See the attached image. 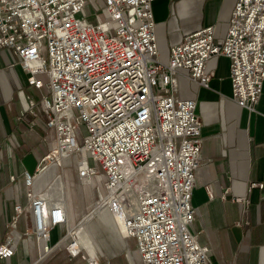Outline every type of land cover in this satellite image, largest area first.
<instances>
[{"label":"built area","instance_id":"2783aa9c","mask_svg":"<svg viewBox=\"0 0 264 264\" xmlns=\"http://www.w3.org/2000/svg\"><path fill=\"white\" fill-rule=\"evenodd\" d=\"M155 2L0 0V50L13 54L29 87L45 92L39 102L29 98L28 111L35 115L39 107L54 136L35 173H24L28 204L15 207L1 259L16 253L23 237L17 223L28 210L46 255L52 230L65 226L68 254L100 264L99 256L80 249L85 221L69 228L65 201L37 187L50 167L62 168L80 153L82 182L99 175L88 156L106 178L89 215H111L121 236L135 242L142 264H213L209 248L190 232L202 122L196 101L178 98L177 75L186 70L190 80L209 89L208 61L227 57L231 98L255 111L264 88V0H237L225 39L217 40L214 26H207L172 46L167 63L158 60ZM93 4L106 13H96L94 22L83 15Z\"/></svg>","mask_w":264,"mask_h":264},{"label":"crops","instance_id":"0c3cea01","mask_svg":"<svg viewBox=\"0 0 264 264\" xmlns=\"http://www.w3.org/2000/svg\"><path fill=\"white\" fill-rule=\"evenodd\" d=\"M236 2L156 0L153 11L158 60L167 63L172 46L207 26H214L217 40L225 39ZM206 70L213 74L209 89L190 80L186 70L177 75L178 98L196 101V113L202 122V165L195 174L191 199L195 218L190 232L209 248L213 264H264V88L255 111H249L231 98L230 59L214 57ZM42 93L28 86V74L13 54L0 50V245L8 234L15 207L28 204L24 173H35L53 147L54 136L43 124L40 108L37 117L28 111L29 98L39 102ZM49 169L37 181V187L48 190L51 199L67 204L62 176L54 167ZM66 211L68 226L74 229L92 210L81 213L78 219L70 203ZM100 215L96 217L111 230L99 220L89 223L92 218H85L79 233L80 249L89 251L93 258L97 253L106 256L105 249H111L103 242L106 238L112 245L110 264H142L136 245L135 252L130 250L116 223L101 219L111 215ZM96 226L103 229L102 233L95 231ZM33 227L31 214L25 210L17 223L23 237L16 253L8 259L0 258V264H88L85 255L72 258L66 251L71 242L67 227L52 230V251L48 255L36 240Z\"/></svg>","mask_w":264,"mask_h":264},{"label":"rangeland","instance_id":"374dc122","mask_svg":"<svg viewBox=\"0 0 264 264\" xmlns=\"http://www.w3.org/2000/svg\"><path fill=\"white\" fill-rule=\"evenodd\" d=\"M96 13H98V14L103 13L104 16H106L105 10H100V6L97 4L96 5L93 4L92 6L88 5L86 7V9L84 10L83 15L85 17H87L88 19H90V21L94 22ZM39 78L45 84L48 82V77L45 75H42ZM83 130H84V128H83ZM80 144H81V142H80ZM80 159H83L82 154L75 153L65 160L62 168L58 167L56 165L52 166L55 169H57L58 173L62 176V179H63L62 182L64 183V188H65L66 203L67 204L70 203V205L72 207V211L74 212L76 219H78L81 216V213H83V214L89 213V211H91L95 208L96 201L98 199L99 190L104 191V189H105L104 182L106 180L104 172L99 168V166L90 157V160L88 159L89 164L91 167H98L99 175L94 177V180H93L94 183L92 185L82 182L78 177V161ZM48 174L51 175V172H49ZM52 184L49 187H52ZM61 186H63L62 183H61ZM66 190H67L68 194H66ZM49 197H50V195H49ZM100 213L102 214L103 212L100 211L98 214H96L94 212L91 215L85 216V218H87V217L92 218L90 221H88L89 223L93 220H99L101 223L104 224L105 228H107L108 230H111L110 227H107V223L105 224V222H103L102 220L99 219L100 218L99 216H101ZM96 216H98L99 218H97ZM85 218H84V221H86ZM101 219L105 220L109 224H112V222L116 223L114 220H112L113 219L112 216L109 219H106L105 217H101ZM116 226H117V224H116ZM102 230L103 229L101 227L96 226L95 231H97V233H102ZM117 230H118V228H117ZM117 232L120 234L119 230ZM94 241L97 243V240L95 239V237H94ZM125 241H126L127 245H129L130 250L135 252V244H134L133 240L125 239ZM103 242H105V244L109 245V248L112 249V245L110 244V241H108L106 238H104ZM97 246H98V250H99V244ZM111 249H105L107 252L106 256L103 255L102 253L101 254L97 253L94 257L99 256L100 264H103V263L110 264L108 261H112L111 260L112 258L110 257ZM87 253H89V251L86 250L85 254H87ZM89 255L92 256V254H90V253H89ZM85 256H87V255H85Z\"/></svg>","mask_w":264,"mask_h":264},{"label":"trees","instance_id":"16d2710c","mask_svg":"<svg viewBox=\"0 0 264 264\" xmlns=\"http://www.w3.org/2000/svg\"><path fill=\"white\" fill-rule=\"evenodd\" d=\"M89 157V156H88ZM90 160V157L88 158Z\"/></svg>","mask_w":264,"mask_h":264},{"label":"bare ground","instance_id":"6f19581e","mask_svg":"<svg viewBox=\"0 0 264 264\" xmlns=\"http://www.w3.org/2000/svg\"><path fill=\"white\" fill-rule=\"evenodd\" d=\"M83 156L85 157V155L83 154Z\"/></svg>","mask_w":264,"mask_h":264}]
</instances>
